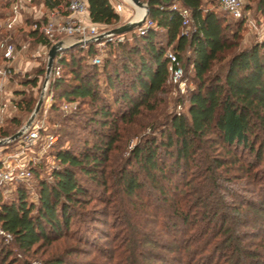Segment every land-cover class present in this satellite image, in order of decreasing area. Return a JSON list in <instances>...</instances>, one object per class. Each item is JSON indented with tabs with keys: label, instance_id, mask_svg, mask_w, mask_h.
<instances>
[{
	"label": "trees",
	"instance_id": "trees-1",
	"mask_svg": "<svg viewBox=\"0 0 264 264\" xmlns=\"http://www.w3.org/2000/svg\"><path fill=\"white\" fill-rule=\"evenodd\" d=\"M86 2L92 24L119 21L110 0ZM142 2L151 26L107 44L99 65L92 64L100 55L94 44L58 54L61 75L50 84L54 103L46 119L47 133L57 137L47 154L54 166L32 167L35 200L23 183L6 197L0 190V231L12 244L0 235V264H29L16 251L40 249L43 264H264V197L247 198L246 188L264 194V40L240 48L246 19L219 11L220 0ZM244 2L245 13L253 6L264 20V0ZM64 4L44 2L50 10ZM173 5L191 13L187 34ZM10 6L0 4V22ZM5 37L0 29V42ZM25 37L52 46L31 27ZM168 51L194 84L180 97L185 114L164 112ZM37 73L13 92L21 98L0 139L14 135L22 115L34 110L45 65ZM65 105L75 108L65 113ZM153 114L150 128L159 134L141 137L122 158L124 134L135 137L130 132L145 129ZM239 151L253 160H242ZM92 201L99 210L86 209Z\"/></svg>",
	"mask_w": 264,
	"mask_h": 264
},
{
	"label": "built area",
	"instance_id": "built-area-1",
	"mask_svg": "<svg viewBox=\"0 0 264 264\" xmlns=\"http://www.w3.org/2000/svg\"><path fill=\"white\" fill-rule=\"evenodd\" d=\"M10 1V9L7 12V17L3 21V28L6 31L18 27L23 10L27 6H32L34 4L33 0ZM41 1V4L44 5L46 0ZM63 2L67 10V15L64 16L59 15V13L54 10L48 9L45 5L47 9L45 14L38 16L33 13V10L36 8L31 10V13L34 14L32 15L34 24H32L31 30L37 31L38 34L43 36L52 46L61 43L62 47H67L62 42L64 38L74 39V44L70 45L69 48L78 46L81 49H85L88 45L94 44L100 55L93 58L92 64L99 65L102 52L107 44L124 42V34L114 35L110 32L112 29L106 26L85 22L84 19H89L86 0H63ZM220 6L221 9L234 20H243L247 18L244 11V0H220ZM171 8L172 11L180 14L184 34H187L193 23L190 11L185 8H180L178 5H173ZM114 10L119 14L122 10V6L117 4L114 6ZM150 26L151 23L146 22L145 19L143 24L137 28L136 32L143 35ZM5 38L0 42V55L2 58V64L0 65V127H2L5 121L15 112L13 103L15 99H8L6 90L12 77L16 74H21L20 71H17L13 67V62L16 57L21 55L23 50L27 48L26 45H22L21 49L18 50V47L10 41V37ZM49 49L50 48L45 47L42 51L45 73L40 78L37 91V101L41 99L40 110L28 126L25 127V123L18 129V131H21V135L16 140L10 141L7 138L5 139V143L0 147V190H2L4 197L10 195L14 185L19 183L25 184L29 191H33L35 182L31 169L46 160L50 147L57 140L56 136L50 134H45L42 139L40 138L41 133H47V113L54 103L50 92V84L55 78L61 75L60 66L57 64V56L60 52L56 55L49 73L46 74ZM166 59L168 60L167 84L175 86L177 91L183 95L186 92L185 81H182L184 70L173 52L168 51ZM73 108L75 107L73 106ZM73 108H70L68 105L63 107L65 112H70ZM181 109L182 106L178 103L177 110L181 111ZM12 142H17L22 149L15 153L6 154L4 146ZM53 166L54 165H52V167ZM48 169H50V167ZM0 235L5 238L6 242L11 240L10 236L4 234L2 231H0Z\"/></svg>",
	"mask_w": 264,
	"mask_h": 264
},
{
	"label": "rangeland",
	"instance_id": "rangeland-1",
	"mask_svg": "<svg viewBox=\"0 0 264 264\" xmlns=\"http://www.w3.org/2000/svg\"><path fill=\"white\" fill-rule=\"evenodd\" d=\"M4 1L5 0H0V4L3 3ZM124 1L126 2V4H124V9H122L121 12L124 10L125 14H118L119 15V21L116 24L109 27V29H115L118 27H122V26L127 25L128 23L132 22V20L136 21L134 19L137 15L138 10L143 9V8H139V6L134 5L130 0H124ZM139 1H140V3L145 5V3L142 2V0H139ZM216 1H218V0H216ZM111 2H112L113 6H115L117 4V3H115L116 1H114V0H111ZM244 3L246 4V2H244ZM251 7H252L251 10L247 11V13H246L247 18H246L245 26L243 27V30L241 31V39L239 42L240 48L249 47L251 44H253L255 42L257 43V42H261L264 40V20H263L262 16L258 12L255 11L254 7L253 6H251ZM218 10L223 13V10L220 9V7H218ZM31 19L32 18L30 16V14H25V16L23 17L24 24L20 27H15L14 29H12L10 31H6L3 28V21L0 22L1 33H3V35H5L6 37H10V41L12 43L16 44V46L18 47V50L21 49L22 45H26V47H27L26 50H23L22 54L19 55L18 57H16V59L13 62L18 67L21 68V71H20L21 74L14 75V77L10 81V83L7 87V90H6L8 93V95H7L8 99L13 98V99H17V101H18L21 97L16 95V94L14 95L13 92L23 90V86H21V82L23 81V78L28 77V75L30 77H32V79L35 76H37V77L40 76V74L37 73V71L40 70L41 68H43L45 65L43 62V59H42V57H43L42 52L37 50V41H32L30 38L25 37L27 35V33L30 31L31 25L29 24L28 21ZM135 30H137V28H135L131 32H134ZM128 37H130V35H128ZM125 38L127 39V37H125ZM1 64H2V61L0 59V65ZM31 67H32V69H31ZM29 69H31V70L29 71ZM189 73H190V70H188V73L184 72L183 78H182V81H185L186 92L189 89L194 88V84L190 81ZM38 82H40V78H38ZM166 88L168 90V95L165 97V100H164L165 104H166V105L164 104L165 109L163 106V107H161L160 111L163 112V109H164V112L169 113V114H171V113L177 114V115L178 114H185L186 110H187V105H185V104L182 105V103H181L180 104L182 106L181 111L177 110V106H178L179 102H182L180 97L185 95L186 92L183 95L180 94L177 91L176 87L171 85V84H167ZM30 90H31L30 88H26V94L27 95H30V93H29ZM10 93H12V95H10ZM33 95L36 96V89L33 90ZM73 106L75 107V105H73ZM73 106L70 105L69 107L73 108ZM73 109H71V110H73ZM65 113H68V112H65ZM30 115L28 116V118L26 115H22V117L20 116L22 118V125L26 123V121L29 119ZM155 115L156 114H153L151 116L146 117L147 118L146 123H148V125H146L145 129L138 131V132H137V130L133 129L134 131L130 132V133H134V134H131V137H133L135 134H137L135 137L130 138L128 140V131H127V133L124 134L127 142L123 148L124 150L122 152V158L128 157V152L135 146V144L138 142V140L141 137H144L145 135H151V134L158 135L159 134V133H156L158 130L153 132V130H151V128H150L152 124L156 123L154 120ZM161 119H162L161 115L156 117V121H160ZM7 121H9V120H7ZM4 127L7 128V127H9V125H5ZM126 130H128V129L126 128ZM45 134H50V133H45ZM50 135H52V134H50ZM89 136H90V133L84 135V137H86V138H88ZM0 137H1V133H0ZM43 137L41 134L40 138L42 139ZM5 139H7V138H2V139H0V141L5 140ZM88 140L91 141V136L88 138ZM21 149H22V147L19 146V144H17V142H12L10 145H8V149L6 150L5 153L6 154L15 153L16 151H20ZM238 154H240L242 160L246 159L245 160L246 162H251L253 160V156L250 157L247 154V152H245V151L244 152L239 151ZM116 155H117V157L120 156L118 154H116ZM116 160H117V158H116ZM43 162H45L44 165L46 166V168H49V167L51 168L52 165H54L53 161H51L48 157ZM263 162H264V158H263ZM231 173L233 174V173H235V171L232 170ZM247 186H249V187H247ZM246 188L248 190H250V193H252V194L254 193L253 195L249 193L247 198H250V195H251L255 199H257L256 194L259 195L258 199H262L264 197V194L261 193L262 190L259 187H257V189H254L253 185H246ZM29 192L31 194L30 197H32V199L35 200V195H34L33 191L32 192L29 191ZM143 195L144 196L141 197V202L144 203L145 199L146 198L148 199L150 197V194H147L145 192ZM98 197H101V196L98 195ZM153 199H154V197H153ZM124 203L125 202H123V204H120V206L122 205L121 208L126 206V205H124ZM100 207H101V203L99 201H92V203L90 205H88L86 209H90V211L91 210L97 211L100 209ZM74 225H75V223H74ZM96 225H98L97 227H99L101 229V231H104V232L111 231V230H109L108 227H106L104 225H100V224H96ZM246 232H248V229L245 231V233ZM5 243L9 244V243H11V240H9L8 242L5 241ZM9 246L12 247V244H9ZM42 251L43 250L40 249L39 251H36L35 253L30 252L29 254H26V255L18 253L16 251L15 255L19 259V261H21V262L26 261L29 264H43V261L46 258V254H42ZM94 253H90L87 256H81L79 259H77V262L82 261V260L91 259L92 255H94Z\"/></svg>",
	"mask_w": 264,
	"mask_h": 264
},
{
	"label": "water",
	"instance_id": "water-1",
	"mask_svg": "<svg viewBox=\"0 0 264 264\" xmlns=\"http://www.w3.org/2000/svg\"><path fill=\"white\" fill-rule=\"evenodd\" d=\"M134 5L136 6H139V7H143L144 10H145V15L143 17V19L140 21V22H130L128 23L127 25H124L122 27H118V28H115V29H112L110 32L114 35H121V34H125V33H128V32H131L133 31L135 28H138L140 27L143 22L145 21L146 19V16H147V6L146 4H142L140 3L139 0H130ZM69 47H62V44L61 43H57L55 45H53L50 49H49V52H48V62H47V66H46V74L49 73L51 67H52V64H53V61L56 57V55L63 51L64 49H67ZM40 106H41V99H39L35 105V108L33 110V112L31 113L29 119L27 120L26 124H25V127L28 126L31 121L34 119L35 115L39 112L40 110ZM21 135V131H17L14 135H12L11 137L8 138V140L10 141H13V140H16L19 136ZM5 143V140H2L0 141V147Z\"/></svg>",
	"mask_w": 264,
	"mask_h": 264
},
{
	"label": "crops",
	"instance_id": "crops-1",
	"mask_svg": "<svg viewBox=\"0 0 264 264\" xmlns=\"http://www.w3.org/2000/svg\"><path fill=\"white\" fill-rule=\"evenodd\" d=\"M114 1H116L115 3H117V4H119V5H121L122 6V9H124V4H126V2L124 1V0H114ZM110 2H111V0H110ZM112 3V2H111ZM116 4V5H117ZM114 7V6H113ZM34 8H36L35 10H33ZM54 9V11H56V12H58L59 13V15H61V16H64V15H67V10L65 9V4L64 5H58V6H56L55 8H53ZM31 10H33V13L34 14H36V15H41V14H45L46 13V11H47V9H46V7L44 6V5H42L41 3H34V5H32V6H27L24 10H23V14H22V17H21V20L19 21V26L18 27H20V26H22L23 24H24V22H23V17L25 16V14H30V16H31V18H32V15H34V14H32L31 12ZM129 10V9H128ZM119 14H125V12H124V10L121 12V13H119ZM137 16V15H136ZM136 18V17H135ZM140 19V18H139ZM85 20V22L86 23H88V22H91L90 21V18L89 19H84ZM134 20H136V19H134ZM133 21V20H132ZM31 40L32 41H35L36 39L35 38H31ZM62 42H63V44L65 45V46H67V47H69L70 45H72V44H74V39L73 38H64V39H62ZM44 48H45V46H44V44H41V43H37V50H39V51H43L44 50ZM13 67L17 70V71H21V68L20 67H18L15 63H13ZM31 69H32V67H31ZM31 69H29V71L31 70ZM10 95H11V93H10ZM13 115V114H12ZM9 119V118H8ZM7 119V120H8ZM6 120V121H7Z\"/></svg>",
	"mask_w": 264,
	"mask_h": 264
},
{
	"label": "bare ground",
	"instance_id": "bare-ground-1",
	"mask_svg": "<svg viewBox=\"0 0 264 264\" xmlns=\"http://www.w3.org/2000/svg\"><path fill=\"white\" fill-rule=\"evenodd\" d=\"M139 8H143V7H139ZM144 15H145L144 8L143 9H139L138 12H137V16L135 18L136 21H133V22H135V23L140 22L143 19Z\"/></svg>",
	"mask_w": 264,
	"mask_h": 264
}]
</instances>
